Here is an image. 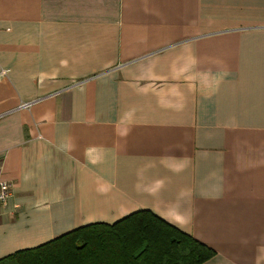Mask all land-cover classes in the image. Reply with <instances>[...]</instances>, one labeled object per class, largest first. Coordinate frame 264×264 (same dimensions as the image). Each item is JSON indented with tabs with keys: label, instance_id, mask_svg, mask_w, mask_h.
Here are the masks:
<instances>
[{
	"label": "crops",
	"instance_id": "0c3cea01",
	"mask_svg": "<svg viewBox=\"0 0 264 264\" xmlns=\"http://www.w3.org/2000/svg\"><path fill=\"white\" fill-rule=\"evenodd\" d=\"M0 176V261L148 210L264 264V0H0Z\"/></svg>",
	"mask_w": 264,
	"mask_h": 264
},
{
	"label": "trees",
	"instance_id": "16d2710c",
	"mask_svg": "<svg viewBox=\"0 0 264 264\" xmlns=\"http://www.w3.org/2000/svg\"><path fill=\"white\" fill-rule=\"evenodd\" d=\"M215 252L159 219L137 211L112 224L75 229L0 264H204Z\"/></svg>",
	"mask_w": 264,
	"mask_h": 264
},
{
	"label": "built area",
	"instance_id": "2783aa9c",
	"mask_svg": "<svg viewBox=\"0 0 264 264\" xmlns=\"http://www.w3.org/2000/svg\"><path fill=\"white\" fill-rule=\"evenodd\" d=\"M31 103L23 104L21 108H28ZM12 185L0 176V209L5 206L8 198L11 195Z\"/></svg>",
	"mask_w": 264,
	"mask_h": 264
}]
</instances>
